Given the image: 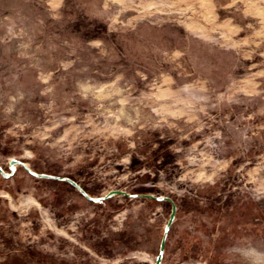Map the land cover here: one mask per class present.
Segmentation results:
<instances>
[{"label": "rangeland", "instance_id": "obj_1", "mask_svg": "<svg viewBox=\"0 0 264 264\" xmlns=\"http://www.w3.org/2000/svg\"><path fill=\"white\" fill-rule=\"evenodd\" d=\"M0 264H264V0H0Z\"/></svg>", "mask_w": 264, "mask_h": 264}, {"label": "water", "instance_id": "obj_2", "mask_svg": "<svg viewBox=\"0 0 264 264\" xmlns=\"http://www.w3.org/2000/svg\"><path fill=\"white\" fill-rule=\"evenodd\" d=\"M20 164H22V163H20ZM90 199H91V200H97V201L101 200V199H93V198H90ZM157 199H158V200H162L163 197L159 196V197H157ZM166 231H167V227L165 228V232H166ZM161 254H162V250L159 251V256H161Z\"/></svg>", "mask_w": 264, "mask_h": 264}]
</instances>
